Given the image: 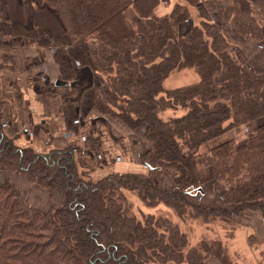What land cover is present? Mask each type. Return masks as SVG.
I'll return each instance as SVG.
<instances>
[{"label": "trees", "instance_id": "trees-1", "mask_svg": "<svg viewBox=\"0 0 264 264\" xmlns=\"http://www.w3.org/2000/svg\"><path fill=\"white\" fill-rule=\"evenodd\" d=\"M33 1L52 10L72 40L88 42L94 66L106 75L98 109L144 122L149 172L85 178L72 147L38 152L16 145L0 121V170L17 171L49 194L43 212L12 182H0V264H206L212 255L224 264L228 254L219 239L188 243L168 215L131 213L125 191L148 206L162 202L178 216L181 204L198 215L229 214L190 200L204 182L216 180L235 210L264 213V78L232 57L216 21L187 22L190 7L202 2L212 12L231 13L240 35L264 45L251 1L184 0L162 16L154 13L158 0ZM181 68H193L198 80L166 87L164 78ZM180 107L183 112L167 119L159 114ZM234 126H244L245 134L200 151ZM158 169L171 172L178 188L159 187L151 178Z\"/></svg>", "mask_w": 264, "mask_h": 264}, {"label": "crops", "instance_id": "crops-1", "mask_svg": "<svg viewBox=\"0 0 264 264\" xmlns=\"http://www.w3.org/2000/svg\"><path fill=\"white\" fill-rule=\"evenodd\" d=\"M182 1L184 0H158L154 13L158 16L165 15L176 2ZM238 2L239 0H229L232 5H237ZM250 8L264 36V0H252ZM7 11L18 12L17 21L21 19L22 23L17 26L23 27L20 33H9L12 30L8 26L12 27L16 17L12 19L7 16ZM194 14L203 20H215L228 41L232 57L247 72L253 71L255 77L264 78L262 40L235 33L223 16L209 11L201 2L190 7V24L196 23L192 17ZM212 15H218V18H211ZM0 23L2 30L4 29L0 30V116L3 133L16 145L30 146L38 152L77 146L82 152L78 158L84 162L89 161L92 166L89 168L92 178L112 171L144 170V165L138 160L141 150L132 149L133 145L138 146L136 141L130 140L135 137H130L128 132L121 133L122 140L118 141L117 133L111 131V119L93 112L91 101L97 96L102 76L93 64L87 45L84 42L74 45L61 23L46 8L38 7L33 0H0ZM38 29L44 32H38ZM78 45L83 48L85 59L76 57L72 51ZM79 72L87 75L88 81L92 79L89 85L80 87L81 89L79 86L84 77ZM189 77L191 81L177 82L175 85L167 82L168 77L164 85L176 87L198 80L196 72H192ZM76 90L80 91L77 93ZM81 110L84 112L81 113ZM243 134L244 126H237L217 137V141ZM141 145L139 143V147ZM82 146L91 149L89 156H85L86 150H81ZM21 177L14 171H0V182H12L28 205L39 210L48 208V191ZM250 212V215H246L250 221H258L256 224L249 222V226H252L255 240L262 243L264 217L259 211ZM207 264L220 263L215 258H208Z\"/></svg>", "mask_w": 264, "mask_h": 264}, {"label": "rangeland", "instance_id": "rangeland-1", "mask_svg": "<svg viewBox=\"0 0 264 264\" xmlns=\"http://www.w3.org/2000/svg\"><path fill=\"white\" fill-rule=\"evenodd\" d=\"M250 1H252V0H250ZM255 1H258V0H255ZM239 2L237 3V5L239 4ZM39 6L46 8V7L38 4V7ZM46 9L54 16V18H56L52 10H49L48 8H46ZM214 12L216 14L223 16L225 18V21L228 23V25L231 26L230 25V21L232 19L231 13H225L226 14L225 15L221 12H217V11H214ZM6 15L11 17L12 19L14 17H16L15 20L13 21L12 27L10 25L8 26L12 30V31H9V33H20L22 31L23 27L17 26V24L22 23L21 19L17 21L18 12L17 11H12V12L7 11ZM192 17H194V20H196V23L203 20V18L197 16V14H194ZM211 18H214V19L218 18V15L217 16L215 15V17H213V15H212ZM204 20H207V19H204ZM208 21H215V20L210 19ZM221 21H222V19H220V22ZM187 22H188V24H190L189 20ZM0 28H1L0 30H2V24L1 23H0ZM4 28H6V27H4ZM232 29L235 31V33H237V31L233 27H232ZM2 31H4V29ZM38 32H44V31L38 29ZM70 40L73 42L74 45H76V43H78V42H84L87 45L86 48H87L89 55L92 59V56L90 54V50L88 47V42L83 41V40L82 41L72 40L71 38H70ZM263 40H264V38H263ZM72 51L75 52V55H77L76 57H81V58L84 57L82 59H85V53L83 52V48L80 45L73 47ZM63 66H66V65L64 64ZM96 69L98 70L99 73L101 72L98 68H96ZM253 70L256 72L255 69H253ZM192 72L195 73V70L193 68H181V69L175 70L172 73H170L169 76L166 77V78L169 77V80H167V82H172V83H169L170 85L171 84L175 85L177 82H181V83L189 82V81H191L189 76L192 75ZM79 74L82 75L83 73L79 72ZM100 74L102 76V83H101L99 90L97 92V96L91 101L92 106H93V112L100 114V115H106L107 117H109L111 119L110 120L111 121V131H115L117 133L116 139L118 141L121 142V140H122V138L120 137L121 133H127L128 132L130 137H132V136L135 137V138H132L130 140L132 142L136 141L138 146H134V145L132 146V144H131V146H132V149H136V151L138 149L141 150V152H140L141 156L139 155L140 157L139 158L136 157V158H138V160H140L141 163L144 165V170L127 171V172H139V173L147 174L149 172V167L144 163L143 158H142L144 153L150 148V144L146 140V137H145V132H144L145 131V124L141 119H136L135 122L128 123L124 119L114 116L107 109H106L107 111H105V113L104 112L102 113L100 111V109H98L96 103L99 99H101L100 92H101L102 85H103L105 78H106L105 74H103L102 72ZM250 74L253 75L254 74L253 71H251ZM82 76L84 77V80L81 82L79 88L84 87L86 85H89V83L92 82V79H90V81H88L87 75H82ZM166 78H164L163 84L166 82L165 81ZM76 91L78 93L80 90H76ZM85 110H86V107L84 108V111ZM180 111L183 112L184 108L180 107L177 110L166 109L162 112L160 111L159 114L163 119H167L172 115H176V113H179ZM83 112L81 110V113H83ZM0 121L2 124L1 116H0ZM113 123H115V124L113 125ZM235 128H237V126L232 127V129L230 128L229 131H232ZM217 139L218 138H215L213 140L208 141L207 144L200 147V151H203L206 148H209L212 145H215V143L217 142ZM85 140H87V139H85ZM139 140H140V142H139ZM139 143L142 144L140 147H139ZM70 147H72L73 150L77 151V152L76 151H74V152L79 157V154L82 152L78 149V147L75 145H70ZM82 149L86 150L85 156L86 157L89 156L88 153H89V150H91V149L88 147H84V146H82L81 150ZM77 160H78V165H77L78 166V172L81 175L83 174L85 178L88 176V178H91L93 180L99 178V177L98 178H92L90 176L89 168H92V166L89 164V161L84 162L80 158H78ZM4 170H6V169L0 170V171H4ZM6 171H10V170H6ZM14 172L20 174V177L22 176L25 181H28L21 173H19L17 171H14ZM151 178L161 188L168 189V190H174V189L178 188L176 182L174 181L173 174L166 169L156 170L155 172H153L151 174ZM29 183H31V182H29ZM32 184H35V183H32ZM125 193H127V197L131 203V213L137 215L138 217H140L141 215L145 216L146 213H152L155 217H160V218L163 217V220H165L166 219L165 216L168 215V217L172 218L173 222L170 220L171 223L172 224L176 223L175 225H177L178 229L184 232V234L186 235L187 241L190 244H194L200 238H205L206 240H212V239H216V238L219 239L222 242V246H225V248H226V250H225L226 254H228V256L226 255L227 260L224 264H264V238L262 239V243L261 242L258 243V241L255 240L256 237L253 233V229H251L252 226L251 227L249 226L250 225L249 222L256 224V222L258 220L250 221V218L246 216V215H250V213H252V212H250V210L251 211H253V210L259 211L263 217H264V213L261 210L247 208V207L235 210L234 208H236L237 204H235L233 202L229 203V202L225 201V199L223 198V196L221 194L220 184L218 181L209 180V181L204 182L201 185L200 190L198 192L192 194L191 198L190 197L189 198H190V200L194 201L195 203H201V204L207 205L209 207L222 206V207L230 210L229 214H222L220 212H218V214H213V213L204 214L202 211V215H198V214H195L193 207H191V206L185 207L183 204H181L182 209H180V207H179L177 211L182 212V213L179 214V216H178L177 212L174 210V208L169 207V206L163 204L162 202L155 203V205H153V206H148V205H146L145 202L140 200L135 194H133L129 191H125ZM22 199H23V197H22ZM44 208H45V206L43 207V209ZM48 209H49V206H48V208L41 210V211L45 212ZM251 218L254 219V217H251ZM244 221H248V222L243 223ZM208 258H215L218 260V262L220 264H222V262L213 255L209 256ZM207 259H206V264H207Z\"/></svg>", "mask_w": 264, "mask_h": 264}]
</instances>
